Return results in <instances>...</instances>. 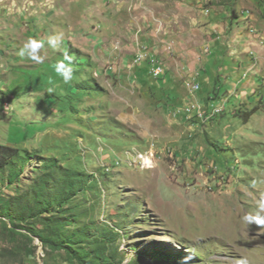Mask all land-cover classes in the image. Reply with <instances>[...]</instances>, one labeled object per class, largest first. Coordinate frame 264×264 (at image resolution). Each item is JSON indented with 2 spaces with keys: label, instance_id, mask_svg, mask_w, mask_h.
<instances>
[{
  "label": "rangeland",
  "instance_id": "374dc122",
  "mask_svg": "<svg viewBox=\"0 0 264 264\" xmlns=\"http://www.w3.org/2000/svg\"><path fill=\"white\" fill-rule=\"evenodd\" d=\"M56 33L69 84L62 51L18 54ZM0 144L35 154L0 167V250L15 252L12 203L71 168L81 254L111 235L115 264H264V228L241 219L264 194V0H0ZM21 256L80 264L38 238Z\"/></svg>",
  "mask_w": 264,
  "mask_h": 264
},
{
  "label": "trees",
  "instance_id": "16d2710c",
  "mask_svg": "<svg viewBox=\"0 0 264 264\" xmlns=\"http://www.w3.org/2000/svg\"><path fill=\"white\" fill-rule=\"evenodd\" d=\"M216 100V98H214ZM257 112L254 108L243 114L244 121L249 119ZM26 156L21 155V150L11 146L0 144V167H6L13 163V159H28L35 155L33 152L25 149L22 151ZM52 163L58 164L57 158L49 159ZM66 177L63 183L57 187L52 181L53 174L45 173L40 177L34 186V200L32 203L21 204L13 202L12 205H19L11 219L12 227L10 231L13 234L12 243H15V252L10 254L8 251L0 250V258L7 261V264H27L21 255L31 248L35 238H38L46 251L59 252L65 250L68 258L80 264H115L114 253L109 255L111 249L108 247L106 239L111 240V235L97 242V246L93 251L81 254L74 245H83L86 239L83 230H76L73 233L68 230L70 220L73 217L71 208H67L68 204L77 195L75 189V177L84 174L76 169L63 168ZM84 183V181H83ZM52 211L54 212L53 214ZM70 214V218H61L60 213ZM45 214H49L48 216ZM86 231V230H84ZM18 237H22L25 241L18 242ZM109 241V240H108ZM16 253V254H15ZM2 264V262L0 263Z\"/></svg>",
  "mask_w": 264,
  "mask_h": 264
},
{
  "label": "clouds",
  "instance_id": "9594fccd",
  "mask_svg": "<svg viewBox=\"0 0 264 264\" xmlns=\"http://www.w3.org/2000/svg\"><path fill=\"white\" fill-rule=\"evenodd\" d=\"M63 40V33L50 35L46 41L30 37L23 42L18 54L22 58L27 57L32 61L42 63L44 58L40 55V50L45 46V44L54 50L62 51L63 59L58 60L55 63L54 71L59 77L62 78L65 84H69L73 79L72 62L74 57L70 55L67 50L62 48ZM49 91L52 92L53 90L49 89ZM241 219L247 225L255 224L258 228H264V194H262L259 200L256 202L255 213H246ZM238 264H246V262L241 259L238 261Z\"/></svg>",
  "mask_w": 264,
  "mask_h": 264
},
{
  "label": "bare ground",
  "instance_id": "6f19581e",
  "mask_svg": "<svg viewBox=\"0 0 264 264\" xmlns=\"http://www.w3.org/2000/svg\"><path fill=\"white\" fill-rule=\"evenodd\" d=\"M160 66H161V64H160ZM156 71H164V70H162L161 69V67H159V65L157 66V64H156ZM193 88H195V89H198L199 88V86H193ZM194 90V89H193ZM220 105V104H219ZM202 110H203V108H201ZM221 110H222V107H220V106H213L212 107V115H219L218 113H220L221 112ZM209 115V114H208ZM212 115H211V117H212ZM199 116L200 117H204V114H199ZM208 118V117H207ZM212 119V118H211ZM207 120V119H206ZM204 121V120H203ZM140 159H142V164L144 165V166H150V167H152L153 166V160H151L152 158H149V157H144V159H143V157L142 156H140Z\"/></svg>",
  "mask_w": 264,
  "mask_h": 264
},
{
  "label": "built area",
  "instance_id": "2783aa9c",
  "mask_svg": "<svg viewBox=\"0 0 264 264\" xmlns=\"http://www.w3.org/2000/svg\"><path fill=\"white\" fill-rule=\"evenodd\" d=\"M155 67H156V65H155ZM154 72H155V75L158 76V75H160V73H161L162 71H156V68H155V71H154ZM201 114H202V113H201Z\"/></svg>",
  "mask_w": 264,
  "mask_h": 264
}]
</instances>
